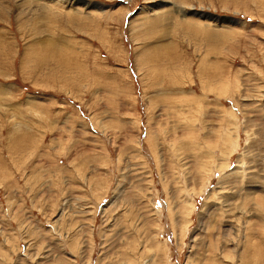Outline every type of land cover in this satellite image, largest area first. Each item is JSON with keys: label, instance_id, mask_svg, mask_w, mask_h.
<instances>
[{"label": "rangeland", "instance_id": "1", "mask_svg": "<svg viewBox=\"0 0 264 264\" xmlns=\"http://www.w3.org/2000/svg\"><path fill=\"white\" fill-rule=\"evenodd\" d=\"M0 264H264V0H0Z\"/></svg>", "mask_w": 264, "mask_h": 264}, {"label": "bare ground", "instance_id": "2", "mask_svg": "<svg viewBox=\"0 0 264 264\" xmlns=\"http://www.w3.org/2000/svg\"><path fill=\"white\" fill-rule=\"evenodd\" d=\"M22 5V4H21Z\"/></svg>", "mask_w": 264, "mask_h": 264}]
</instances>
